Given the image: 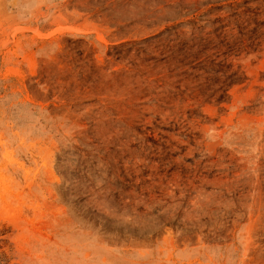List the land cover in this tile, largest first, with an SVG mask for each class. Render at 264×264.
Wrapping results in <instances>:
<instances>
[{"label": "rangeland", "instance_id": "1", "mask_svg": "<svg viewBox=\"0 0 264 264\" xmlns=\"http://www.w3.org/2000/svg\"><path fill=\"white\" fill-rule=\"evenodd\" d=\"M0 264H264V0H0Z\"/></svg>", "mask_w": 264, "mask_h": 264}]
</instances>
